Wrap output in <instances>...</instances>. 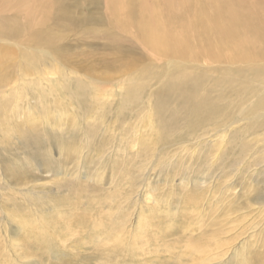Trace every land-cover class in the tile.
I'll return each mask as SVG.
<instances>
[{
    "label": "rangeland",
    "instance_id": "1",
    "mask_svg": "<svg viewBox=\"0 0 264 264\" xmlns=\"http://www.w3.org/2000/svg\"><path fill=\"white\" fill-rule=\"evenodd\" d=\"M219 2L0 0V264H264V0Z\"/></svg>",
    "mask_w": 264,
    "mask_h": 264
},
{
    "label": "bare ground",
    "instance_id": "2",
    "mask_svg": "<svg viewBox=\"0 0 264 264\" xmlns=\"http://www.w3.org/2000/svg\"><path fill=\"white\" fill-rule=\"evenodd\" d=\"M162 1H165V0H162ZM210 1V3L211 4H214V5H219L220 6V2H219V0H209ZM223 1H225L226 3H228V7H231V6H229L230 4H229V2L231 1V0H223ZM254 1H256V0H244V3H245V7L244 8H242L241 9V11L244 13L243 15L247 18V20H254V11H247V10H245V9H248L247 8V5H249V3H253ZM145 2V0H135V4L137 5V6H139V7H146V4L144 3ZM177 2L179 3V4H187L188 3V0H187V3H186V1L185 0H177ZM221 2H222V0H221ZM224 3H222V5H223ZM223 7H225L224 5H223ZM113 16H118V17H120V16H122L121 15V13H120V11H118L116 8L115 9H113ZM139 18V17H138ZM148 18H149V20H143V18L141 17L140 19H136L137 20V24H138V27H141V28H145L146 29V31L143 33V40H151L152 41V37H153V35H154V32L155 31H157V30H159L161 27H162V24H161V19L160 18H156V17H154V16H152V15H149L148 16ZM230 26V25H229ZM218 26H216V27H214V28H217ZM154 28H156V29H154ZM157 33H155V35H156ZM158 37V36H157ZM154 40H155V38H154ZM264 41H260V44H259V48L261 49V47H262V45H264V43H263ZM151 44V43H150ZM153 47V46H152ZM1 57V56H0ZM188 90V86L187 87H185V91H187ZM2 98H3V95H2ZM7 100V99H6ZM5 100V101H6ZM197 105V104H196ZM5 106V104L3 103V104H1L0 105V108L3 110V107ZM199 106V105H198ZM198 110H199V107L197 108ZM190 110H194V108H193V106L190 108ZM200 111V110H199ZM211 119H216V116L215 115H213V114H211L210 116H209ZM14 127L15 126H10V124L8 123V122H2L1 123V128H0V133L1 132H3V131H5L4 129H7V128H11L12 130L10 131V132H7V133H5L4 132V136H3V139L4 140H6V135H13L14 134V131H13V129H14ZM9 130V129H8ZM18 181H16V183H17ZM15 183V184H16ZM215 238H216V236H215ZM218 238V237H217ZM221 239H222V237H221ZM216 240V239H215ZM209 241V240H208ZM217 242V241H216ZM209 243V242H208ZM215 244V246L217 247V250L218 251H220V249H221V247L223 246V243H222V241H219V243H214ZM210 245V244H209ZM224 247V246H223ZM213 248V247H212ZM201 249V248H200ZM214 250V249H213ZM203 251V250H202ZM211 251V250H210ZM204 254V253H203ZM219 254H220V257L222 256V254L219 252ZM219 254H218V256H219ZM191 256H194L193 258H195V256L196 255H191ZM209 257H211V256H209ZM199 258V257H198ZM213 258V256L211 257V258H209V259H212ZM257 259H259L260 260V257L259 256H257V255H251L250 257H245V259L244 258H242V261H241V264H254V262H255V260H257ZM222 263V261H220L219 263H217V264H221ZM208 264H211V263H208Z\"/></svg>",
    "mask_w": 264,
    "mask_h": 264
}]
</instances>
